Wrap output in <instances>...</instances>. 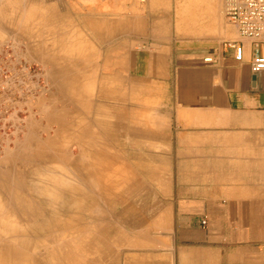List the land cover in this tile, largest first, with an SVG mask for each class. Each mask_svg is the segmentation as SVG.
Wrapping results in <instances>:
<instances>
[{
    "label": "rangeland",
    "instance_id": "1",
    "mask_svg": "<svg viewBox=\"0 0 264 264\" xmlns=\"http://www.w3.org/2000/svg\"><path fill=\"white\" fill-rule=\"evenodd\" d=\"M223 7L224 0H0V264L172 260L180 184L189 178L179 168L190 162L132 136L152 119L143 109L161 98L129 95V17L151 13L166 19L184 50L214 51L237 33ZM20 65L22 87L4 79ZM63 83L92 95H60Z\"/></svg>",
    "mask_w": 264,
    "mask_h": 264
},
{
    "label": "crops",
    "instance_id": "2",
    "mask_svg": "<svg viewBox=\"0 0 264 264\" xmlns=\"http://www.w3.org/2000/svg\"><path fill=\"white\" fill-rule=\"evenodd\" d=\"M132 15L129 95L161 98L158 108L143 109L152 119L142 120L141 132L132 136L148 137L173 159L190 162L179 168L189 177L180 184L174 235L180 246L170 262L159 264H264V72L251 70L252 58L264 56V42L233 33L230 42L244 49L239 62L225 45L184 50L166 19ZM140 43L143 53L135 56ZM63 88L60 95H92ZM109 95L111 102L118 94Z\"/></svg>",
    "mask_w": 264,
    "mask_h": 264
},
{
    "label": "built area",
    "instance_id": "3",
    "mask_svg": "<svg viewBox=\"0 0 264 264\" xmlns=\"http://www.w3.org/2000/svg\"><path fill=\"white\" fill-rule=\"evenodd\" d=\"M139 2L145 4L147 0ZM223 13L241 37L251 39L255 43L264 42V0H224ZM225 47L234 51V60L243 61L244 49L241 45L227 42ZM205 61H212V58ZM251 70L253 73L264 72V56L256 55L252 58ZM24 71L25 67L20 65L19 69L13 72L7 71L4 79L22 87L26 83ZM204 224L206 221H203Z\"/></svg>",
    "mask_w": 264,
    "mask_h": 264
},
{
    "label": "bare ground",
    "instance_id": "4",
    "mask_svg": "<svg viewBox=\"0 0 264 264\" xmlns=\"http://www.w3.org/2000/svg\"><path fill=\"white\" fill-rule=\"evenodd\" d=\"M116 67V66H115ZM2 85V84H1ZM5 86V85H4ZM72 100V99H71ZM68 101V100H67ZM74 103V102H73ZM77 106V105H76ZM70 107V106H69ZM61 108V107H60ZM70 110V109H69ZM65 118V117H64ZM29 121V120H28ZM62 126V125H61ZM28 131V130H27ZM17 137V136H16ZM9 141V140H8ZM15 150V149H14ZM82 150V152H81V154L83 153V151H84V149L82 148L81 149ZM53 154V153H52ZM51 154V155H52ZM84 155V154H83ZM48 156V155H47ZM74 156V155H73ZM83 157V156H82ZM81 157V158H82ZM44 158V157H43ZM57 158V157H56ZM50 159V158H49ZM53 159V158H52ZM59 160V159H58ZM36 161H38V160H36ZM65 161V160H64ZM66 161H68V160H66ZM72 161V160H71ZM74 161V160H73ZM63 162V161H62ZM71 165V164H70ZM73 165V164H72ZM158 170V169H157ZM92 173V172H91ZM4 176H5V174H3ZM90 175H92V174H90ZM8 176V175H7ZM20 180V179H19ZM94 181V180H93ZM95 183V182H94ZM16 184V183H15ZM100 199V198H99ZM110 200V199H109ZM69 203V202H68ZM71 204H73L72 202H71ZM70 204V205H71ZM67 205V204H66ZM68 207V206H67ZM65 208V207H64ZM65 209H68V208H65ZM15 229V228H14ZM12 232H13V234H14V237L15 238H19V237H22L21 235L23 234V232H19V231H14V230H12ZM47 233V232H46Z\"/></svg>",
    "mask_w": 264,
    "mask_h": 264
}]
</instances>
